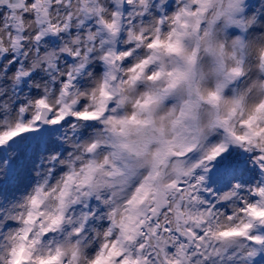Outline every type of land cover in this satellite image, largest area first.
I'll return each instance as SVG.
<instances>
[{"label": "snow or ice", "instance_id": "1", "mask_svg": "<svg viewBox=\"0 0 264 264\" xmlns=\"http://www.w3.org/2000/svg\"><path fill=\"white\" fill-rule=\"evenodd\" d=\"M0 264H264V3L0 0Z\"/></svg>", "mask_w": 264, "mask_h": 264}, {"label": "rangeland", "instance_id": "2", "mask_svg": "<svg viewBox=\"0 0 264 264\" xmlns=\"http://www.w3.org/2000/svg\"><path fill=\"white\" fill-rule=\"evenodd\" d=\"M261 3H264V0H247V4L253 10H256L260 7Z\"/></svg>", "mask_w": 264, "mask_h": 264}, {"label": "clouds", "instance_id": "3", "mask_svg": "<svg viewBox=\"0 0 264 264\" xmlns=\"http://www.w3.org/2000/svg\"><path fill=\"white\" fill-rule=\"evenodd\" d=\"M245 4H247V0H245Z\"/></svg>", "mask_w": 264, "mask_h": 264}]
</instances>
